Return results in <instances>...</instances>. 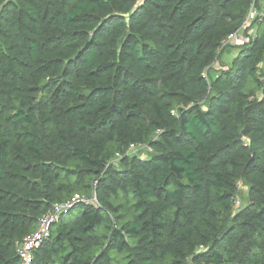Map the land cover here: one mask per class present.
<instances>
[{
    "label": "trees",
    "instance_id": "16d2710c",
    "mask_svg": "<svg viewBox=\"0 0 264 264\" xmlns=\"http://www.w3.org/2000/svg\"><path fill=\"white\" fill-rule=\"evenodd\" d=\"M251 5L0 0V264H20L18 243L67 202L31 264H264Z\"/></svg>",
    "mask_w": 264,
    "mask_h": 264
},
{
    "label": "built area",
    "instance_id": "2783aa9c",
    "mask_svg": "<svg viewBox=\"0 0 264 264\" xmlns=\"http://www.w3.org/2000/svg\"><path fill=\"white\" fill-rule=\"evenodd\" d=\"M264 13V9H257L254 5H251L248 12L246 13L241 29L248 27L253 20L261 17ZM250 33L242 36L239 31L229 35L226 39L222 40L219 48H226L228 45H241L247 43L251 36H253V30L249 29ZM140 146L139 148H144ZM78 199V196L72 199V201ZM72 204L67 202L64 204H54L51 208L38 219L37 229L23 237L20 243H18L17 254L20 259V264H31L33 260V252L37 249L41 243L50 236V225L57 219L59 212L69 208ZM240 205V198L236 196L234 198V206Z\"/></svg>",
    "mask_w": 264,
    "mask_h": 264
},
{
    "label": "rangeland",
    "instance_id": "374dc122",
    "mask_svg": "<svg viewBox=\"0 0 264 264\" xmlns=\"http://www.w3.org/2000/svg\"><path fill=\"white\" fill-rule=\"evenodd\" d=\"M236 53V49H228L226 50L222 56H221V60L223 62H229L230 58L232 55H234ZM136 151V154L140 155L142 158L145 157L147 154H149L151 151L146 149L145 147L144 148H135L134 149ZM247 188L242 186L241 184L239 185V198H240V204H244L246 202V196H247Z\"/></svg>",
    "mask_w": 264,
    "mask_h": 264
},
{
    "label": "crops",
    "instance_id": "0c3cea01",
    "mask_svg": "<svg viewBox=\"0 0 264 264\" xmlns=\"http://www.w3.org/2000/svg\"><path fill=\"white\" fill-rule=\"evenodd\" d=\"M260 9H264V0H259Z\"/></svg>",
    "mask_w": 264,
    "mask_h": 264
}]
</instances>
